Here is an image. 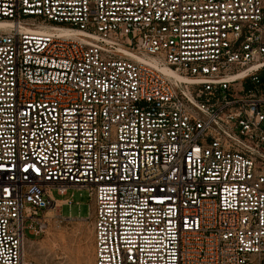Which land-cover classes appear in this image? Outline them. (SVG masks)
<instances>
[{"label": "built area", "instance_id": "obj_1", "mask_svg": "<svg viewBox=\"0 0 264 264\" xmlns=\"http://www.w3.org/2000/svg\"><path fill=\"white\" fill-rule=\"evenodd\" d=\"M53 189L93 264H264V0H0V264Z\"/></svg>", "mask_w": 264, "mask_h": 264}, {"label": "rangeland", "instance_id": "obj_2", "mask_svg": "<svg viewBox=\"0 0 264 264\" xmlns=\"http://www.w3.org/2000/svg\"><path fill=\"white\" fill-rule=\"evenodd\" d=\"M52 195L61 200L44 212L47 228L37 236L24 231L23 249L30 264H93L92 202L84 189L68 190L66 195ZM65 198L72 204H65ZM40 213V211H39Z\"/></svg>", "mask_w": 264, "mask_h": 264}, {"label": "bare ground", "instance_id": "obj_3", "mask_svg": "<svg viewBox=\"0 0 264 264\" xmlns=\"http://www.w3.org/2000/svg\"><path fill=\"white\" fill-rule=\"evenodd\" d=\"M62 201L61 200H57V199H55V203L53 204V205H57V204H59V203H61ZM24 248V247H23Z\"/></svg>", "mask_w": 264, "mask_h": 264}]
</instances>
